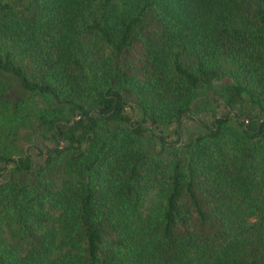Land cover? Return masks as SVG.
<instances>
[{"label":"trees","instance_id":"obj_1","mask_svg":"<svg viewBox=\"0 0 264 264\" xmlns=\"http://www.w3.org/2000/svg\"><path fill=\"white\" fill-rule=\"evenodd\" d=\"M222 78L229 113L193 118ZM30 96L51 106L38 166L9 142ZM255 109L264 0H0V264H264ZM152 129L163 155L144 148Z\"/></svg>","mask_w":264,"mask_h":264},{"label":"rangeland","instance_id":"obj_2","mask_svg":"<svg viewBox=\"0 0 264 264\" xmlns=\"http://www.w3.org/2000/svg\"><path fill=\"white\" fill-rule=\"evenodd\" d=\"M229 82L228 78L217 79L213 82L211 90H202L197 93V96L191 107V114L196 120L211 125L213 120L218 116H223L229 113L230 108L226 105L224 100V89L226 84ZM127 102L126 113L132 117L133 121L141 119V111L136 105L134 96L126 95ZM29 111V117L27 124L18 129L9 142L14 151V157H21L24 155H30L35 166L41 165L44 161L42 153L45 152L46 148L51 146V142L44 137L42 129L39 127L38 121L36 120L35 112L42 108L51 107L49 101L42 98L41 96H30L27 101ZM134 107V110L132 109ZM245 108H249L245 106ZM254 113H258L260 117L264 116V113L259 112L255 109ZM232 124L238 122L234 117L230 115ZM168 143L176 142L178 139L177 133H175L176 124L162 125L158 128ZM197 130L195 122L184 118L182 126V141H186L187 138ZM144 148L151 153L160 156V146L158 139L156 138V131L152 129L146 132L142 137ZM180 143L176 144L179 146ZM12 169V165H7L6 173Z\"/></svg>","mask_w":264,"mask_h":264}]
</instances>
